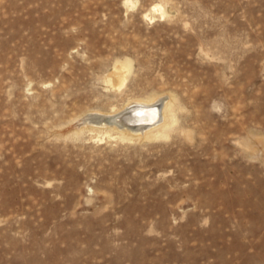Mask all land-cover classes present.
Masks as SVG:
<instances>
[{
	"label": "rangeland",
	"instance_id": "rangeland-1",
	"mask_svg": "<svg viewBox=\"0 0 264 264\" xmlns=\"http://www.w3.org/2000/svg\"><path fill=\"white\" fill-rule=\"evenodd\" d=\"M0 264H264V0H0Z\"/></svg>",
	"mask_w": 264,
	"mask_h": 264
},
{
	"label": "bare ground",
	"instance_id": "bare-ground-1",
	"mask_svg": "<svg viewBox=\"0 0 264 264\" xmlns=\"http://www.w3.org/2000/svg\"><path fill=\"white\" fill-rule=\"evenodd\" d=\"M154 9L156 11L159 10L163 14L166 12L164 8L160 5H155ZM131 70H132V63L129 59H117L114 64V70L110 75L111 82L114 84H118L119 86H122L125 83L128 74L130 73ZM173 99H175V97L174 98L171 97L169 99L165 97H160V98L151 97L146 100H138L136 102H133L132 104L129 103L130 105L128 104L126 108L118 112H111V113L93 112L90 113L89 116H86V118L88 119L89 122L96 125H101V126L107 125L109 127L110 126L117 127L120 130L119 133L123 132L126 134L125 136H127V134H135V135L139 134V135H143V137L146 136V139H151L147 137L159 136V135L163 136L167 134V130H169L174 125L176 120L175 119L176 110L174 107L176 105H175V100ZM86 118L84 121H87ZM99 128L100 127L98 126V129ZM109 129L112 130L111 128ZM123 133L121 134L123 135ZM137 137L141 138L142 136L141 137L137 136ZM127 138H129V136Z\"/></svg>",
	"mask_w": 264,
	"mask_h": 264
}]
</instances>
